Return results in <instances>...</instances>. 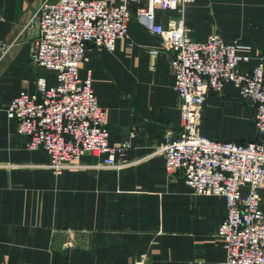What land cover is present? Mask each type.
<instances>
[{
  "label": "crops",
  "instance_id": "0c3cea01",
  "mask_svg": "<svg viewBox=\"0 0 264 264\" xmlns=\"http://www.w3.org/2000/svg\"><path fill=\"white\" fill-rule=\"evenodd\" d=\"M42 1L0 0V39L10 45L0 59V264H224L217 230L226 199L196 195L181 171L168 174L155 153L167 129L181 128L180 100L171 53L135 18L114 51L90 46L80 70L83 78L91 75L107 109L110 144L129 142L133 165L93 169L94 159L85 157V167L56 174L46 167L44 149L24 147L17 120L8 117L11 101L23 91L36 94L39 78L56 84L52 72L31 62L39 35L32 17ZM137 8L130 4L133 15ZM176 15L156 10L164 24ZM185 21L195 41L219 33L241 46L249 57L243 71L264 56V0H189ZM201 132L222 141L256 140L255 107L227 85L208 95Z\"/></svg>",
  "mask_w": 264,
  "mask_h": 264
},
{
  "label": "built area",
  "instance_id": "2783aa9c",
  "mask_svg": "<svg viewBox=\"0 0 264 264\" xmlns=\"http://www.w3.org/2000/svg\"><path fill=\"white\" fill-rule=\"evenodd\" d=\"M189 0H43L32 20L39 35L32 43L31 62L52 72L55 85L45 78L38 91H23L11 101L8 117L17 120L24 147L44 149L46 167L56 174L85 167L124 169L133 165L126 157L129 142L110 144L107 109L101 105L89 74L80 75L90 46L114 51L129 34L135 18L163 39L172 55L174 90L179 96L181 128L167 129L155 153L164 158L168 174L181 171L184 183L196 195L219 196L227 201L217 236L226 252L224 264H264V56L250 71L241 63L249 57L241 46L213 33L204 41L188 35L185 15ZM137 3L135 15L130 4ZM175 11L166 24L156 10ZM10 50L0 39V59ZM157 56L158 49L150 50ZM227 85L255 107L256 140L222 141L202 134L204 105L212 92ZM151 264V263H146Z\"/></svg>",
  "mask_w": 264,
  "mask_h": 264
}]
</instances>
